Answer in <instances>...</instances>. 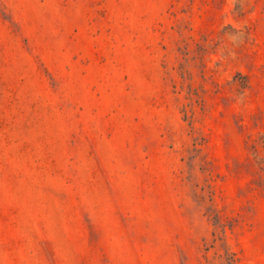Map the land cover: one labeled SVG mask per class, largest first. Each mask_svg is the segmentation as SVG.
<instances>
[{"label": "rangeland", "instance_id": "rangeland-1", "mask_svg": "<svg viewBox=\"0 0 264 264\" xmlns=\"http://www.w3.org/2000/svg\"><path fill=\"white\" fill-rule=\"evenodd\" d=\"M0 264H264V0H0Z\"/></svg>", "mask_w": 264, "mask_h": 264}]
</instances>
